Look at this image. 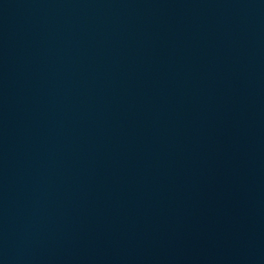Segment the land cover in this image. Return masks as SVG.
I'll return each instance as SVG.
<instances>
[{
    "label": "water",
    "instance_id": "water-1",
    "mask_svg": "<svg viewBox=\"0 0 264 264\" xmlns=\"http://www.w3.org/2000/svg\"><path fill=\"white\" fill-rule=\"evenodd\" d=\"M0 264H264V0H0Z\"/></svg>",
    "mask_w": 264,
    "mask_h": 264
}]
</instances>
